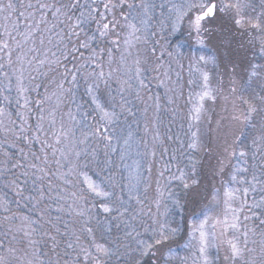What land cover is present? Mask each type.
Instances as JSON below:
<instances>
[{"label":"snow or ice","instance_id":"snow-or-ice-1","mask_svg":"<svg viewBox=\"0 0 264 264\" xmlns=\"http://www.w3.org/2000/svg\"><path fill=\"white\" fill-rule=\"evenodd\" d=\"M0 264H264V0H0Z\"/></svg>","mask_w":264,"mask_h":264}]
</instances>
